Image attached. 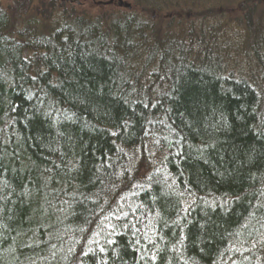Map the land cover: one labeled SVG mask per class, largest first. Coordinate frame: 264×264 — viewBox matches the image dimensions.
<instances>
[{
    "label": "trees",
    "instance_id": "obj_1",
    "mask_svg": "<svg viewBox=\"0 0 264 264\" xmlns=\"http://www.w3.org/2000/svg\"><path fill=\"white\" fill-rule=\"evenodd\" d=\"M214 1L0 0V264H264V0Z\"/></svg>",
    "mask_w": 264,
    "mask_h": 264
},
{
    "label": "rangeland",
    "instance_id": "obj_2",
    "mask_svg": "<svg viewBox=\"0 0 264 264\" xmlns=\"http://www.w3.org/2000/svg\"><path fill=\"white\" fill-rule=\"evenodd\" d=\"M1 1H3L5 6H9V10H10V12H12L13 16H17L18 15L17 8H23V7L28 6L31 8V10L33 12L37 13L38 8L42 5L43 2L47 3V6H48L50 1H54V0H1ZM55 1H57L58 5H59L58 9H56V10H59L60 8H65L68 10L67 14L72 15V13H73V17H77L80 19H94V18L98 19L100 17L105 18L106 16H109V15L115 16V17H123L125 15L127 16V14L130 12V10H128L127 7H124L122 5L120 6L117 0H115V1L113 0L110 4H105V3H107L105 1H109V0H55ZM123 1L128 2V3L129 2L132 3V5L135 6L136 11H137V7H139L141 12H146L145 6H148V4H150L151 0H143L145 6H143L142 2L136 3L137 0H123ZM244 1L245 0L214 1L215 6L218 7L220 12L225 15L224 17L226 20H225V24H223V25L226 28L234 27V30L237 33L240 29L237 22L239 24H241L239 22V17L241 16V14L236 12V9H238V8L240 9L241 8L240 4H241V2H244ZM149 7L151 10L146 14L148 16H152L153 18H155V17L159 18V16H160V20H158L159 22L161 21L165 24L167 21H169V20H171V18H173V15L171 13H169V11L166 8L161 9L159 11L158 8H155L156 6L154 7L153 5H151ZM176 10H178V11L173 12L174 14H176L174 16H177V18L180 19L181 17H180L179 11L181 9L176 8ZM122 12L124 15L122 14ZM40 13L44 14L42 12H40ZM237 13H238V15H237ZM177 14L179 15V17ZM61 18H64V17L62 16ZM178 19L174 20V21H176V23H177L179 21ZM235 21H236V23H235ZM157 26H159V27L161 26V29L165 28L162 26V23L157 22ZM159 27H157L158 30H159ZM177 29L178 28H175L174 30L177 31ZM221 40H225V39H221ZM228 63L230 66L229 68H231V70L234 69L233 68L234 62L229 61ZM226 67H227V65H226Z\"/></svg>",
    "mask_w": 264,
    "mask_h": 264
},
{
    "label": "water",
    "instance_id": "obj_3",
    "mask_svg": "<svg viewBox=\"0 0 264 264\" xmlns=\"http://www.w3.org/2000/svg\"><path fill=\"white\" fill-rule=\"evenodd\" d=\"M119 4L124 5V6H129V4H123L122 1H120Z\"/></svg>",
    "mask_w": 264,
    "mask_h": 264
},
{
    "label": "snow or ice",
    "instance_id": "obj_4",
    "mask_svg": "<svg viewBox=\"0 0 264 264\" xmlns=\"http://www.w3.org/2000/svg\"><path fill=\"white\" fill-rule=\"evenodd\" d=\"M101 251H103V249H101Z\"/></svg>",
    "mask_w": 264,
    "mask_h": 264
}]
</instances>
